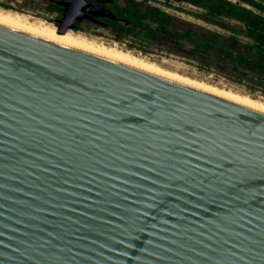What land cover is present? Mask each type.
I'll use <instances>...</instances> for the list:
<instances>
[{
	"label": "water",
	"instance_id": "1",
	"mask_svg": "<svg viewBox=\"0 0 264 264\" xmlns=\"http://www.w3.org/2000/svg\"><path fill=\"white\" fill-rule=\"evenodd\" d=\"M0 264H264V107L0 19Z\"/></svg>",
	"mask_w": 264,
	"mask_h": 264
},
{
	"label": "trees",
	"instance_id": "2",
	"mask_svg": "<svg viewBox=\"0 0 264 264\" xmlns=\"http://www.w3.org/2000/svg\"><path fill=\"white\" fill-rule=\"evenodd\" d=\"M164 1L202 7L206 11L205 21L216 22L229 32L209 34L193 25L176 29L170 13L158 3L159 0H139L138 4L133 0H113L117 19L107 20L113 27L110 28L115 32V38L120 40L121 36H132L146 47L154 43H160V46L173 43L176 49L185 50L182 51L183 55L201 56L199 59L206 67L224 71L233 80L244 82L249 89L264 92V0ZM46 8L49 12H55L60 5L56 0H47ZM224 17L236 22L221 24ZM76 28V32L82 33L80 30L88 29V26L79 24ZM208 51H212L211 57L208 56L210 60L204 58ZM223 66L228 68L227 72Z\"/></svg>",
	"mask_w": 264,
	"mask_h": 264
},
{
	"label": "rangeland",
	"instance_id": "3",
	"mask_svg": "<svg viewBox=\"0 0 264 264\" xmlns=\"http://www.w3.org/2000/svg\"><path fill=\"white\" fill-rule=\"evenodd\" d=\"M135 4H138L139 0H133ZM155 2V1H152ZM164 9H166L171 16V22L174 28L183 29L193 25L200 31H208L210 33H216L219 35L227 34L229 31L226 30L224 26L212 22L205 21L204 16L206 11L202 7H197L191 3L185 2H165L164 0H159L158 2ZM10 4V7L8 5ZM47 0H0V8H5L13 11H22L21 13L27 14L31 17L37 19H43L55 23V12H49L46 8ZM236 22L235 19L224 17L221 19V24ZM79 31V30H78ZM80 32L85 33L89 37L101 39L107 44L114 45L113 41L117 42L124 50L133 52L136 55L149 59L151 61L157 62L162 67L171 69L182 75H186L192 78L204 80L206 82L216 84L217 86L241 94H248L253 98H257L264 101V92L259 89H249L244 82H239L233 80L224 71L218 70L216 68H208L202 64L199 58L201 56L196 55H183V49H176L174 44H168L166 46H160V43H154L148 47L139 44L132 36L126 37L121 36L122 39L115 38V32L108 28L98 25H90L88 29L80 30ZM175 48V49H174ZM211 52L208 51L204 58L210 60ZM210 56V57H208ZM204 66V68H202ZM222 68V67H221ZM223 70L226 72L228 68L223 66Z\"/></svg>",
	"mask_w": 264,
	"mask_h": 264
},
{
	"label": "bare ground",
	"instance_id": "4",
	"mask_svg": "<svg viewBox=\"0 0 264 264\" xmlns=\"http://www.w3.org/2000/svg\"><path fill=\"white\" fill-rule=\"evenodd\" d=\"M21 12L22 11L18 12V11L5 9V8H0V19L51 35V36H54V37H57L63 40H67V41H70V42H73V43H76V44H79V45H82V46H85V47H88V48H91V49H94L100 52H104V53L131 61V62L138 63L141 65L150 67L152 69L158 70L160 72L166 73L168 75L193 82L205 88H208V89L220 92V93H224V94H227V95H230V96L242 99V100H246V101H249V102H252V103H255L257 105L264 107L263 100L253 98L248 94H241L233 90L221 88L219 87V85L217 86L216 84H212L204 80L182 75V73L180 74L178 72L171 71V69L169 70L167 68H164L157 62H154L144 57H141L139 55H136L131 51L124 50L123 48L117 47V45L118 46H121V45L115 41H113L114 45L113 44L110 45V44L105 43L104 41H101V39L89 37L83 33L76 32L77 29H73V30L69 29L68 31L61 34V33H58L56 24L50 21H47V20L31 17Z\"/></svg>",
	"mask_w": 264,
	"mask_h": 264
},
{
	"label": "flooded vegetation",
	"instance_id": "5",
	"mask_svg": "<svg viewBox=\"0 0 264 264\" xmlns=\"http://www.w3.org/2000/svg\"><path fill=\"white\" fill-rule=\"evenodd\" d=\"M87 1H89V2H99V3H101L102 5H104V6H106V7H108L109 9H111L114 13H115V11H114V7L112 6V3H113V0H87ZM89 6V5H88ZM61 8V7H60ZM60 8L58 9V10H56L55 11V13H56V16H55V18L56 17H58V16H60L61 15V10H60ZM88 14H93V13H91L90 12V10H88ZM94 15V14H93ZM115 15H116V13H115ZM96 18H98V20L96 19L95 20V18H93V17H91V18H89V17H83L81 20H77L76 21V24L77 25H79V24H83V25H87V26H90V25H98V26H102V27H108V28H110L111 27V24H110V22L107 20V18H111V19H117V18H112V17H110V16H108V15H99V16H95ZM110 25V26H109ZM111 28H113V27H111ZM110 28V29H111Z\"/></svg>",
	"mask_w": 264,
	"mask_h": 264
}]
</instances>
